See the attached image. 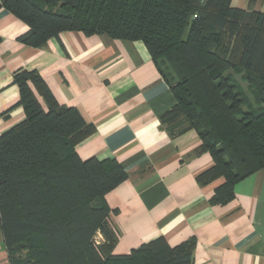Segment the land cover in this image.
<instances>
[{
    "label": "trees",
    "instance_id": "trees-1",
    "mask_svg": "<svg viewBox=\"0 0 264 264\" xmlns=\"http://www.w3.org/2000/svg\"><path fill=\"white\" fill-rule=\"evenodd\" d=\"M232 1L0 0V8L28 26L19 41L33 48L64 32L142 42L176 100L162 125L173 137L196 131L197 153L214 161L197 182L223 178L211 203L226 204L240 181L264 169V11ZM14 82L25 119L0 136V230L10 264H193V238L171 247L160 237L114 255L105 197L127 179L123 166L79 157L76 147L95 128L61 106L37 71H18Z\"/></svg>",
    "mask_w": 264,
    "mask_h": 264
},
{
    "label": "crops",
    "instance_id": "crops-1",
    "mask_svg": "<svg viewBox=\"0 0 264 264\" xmlns=\"http://www.w3.org/2000/svg\"><path fill=\"white\" fill-rule=\"evenodd\" d=\"M232 3L264 11V1L258 8L250 0ZM28 30L0 8V136L25 119L15 73L37 71L61 106L76 108L95 128L76 147L79 157L115 160L127 174L105 197L118 234L114 255L160 237L171 247L193 238V264H264V169L240 181L232 201L211 203L224 179L199 184L214 161L197 153L198 134L173 137L162 125L176 100L142 42L64 32L33 48L19 41ZM0 264H10L1 230Z\"/></svg>",
    "mask_w": 264,
    "mask_h": 264
},
{
    "label": "built area",
    "instance_id": "built-area-1",
    "mask_svg": "<svg viewBox=\"0 0 264 264\" xmlns=\"http://www.w3.org/2000/svg\"><path fill=\"white\" fill-rule=\"evenodd\" d=\"M103 236L100 234V233H98L96 236H95V243L97 244V245H100L102 242H103Z\"/></svg>",
    "mask_w": 264,
    "mask_h": 264
},
{
    "label": "rangeland",
    "instance_id": "rangeland-1",
    "mask_svg": "<svg viewBox=\"0 0 264 264\" xmlns=\"http://www.w3.org/2000/svg\"><path fill=\"white\" fill-rule=\"evenodd\" d=\"M259 2L257 3V4H254V5H250V6H252L251 8H253L254 6L256 7V8H258L259 7V5H260V3L262 2V0H258ZM249 2V1H248ZM245 86V85H244Z\"/></svg>",
    "mask_w": 264,
    "mask_h": 264
}]
</instances>
